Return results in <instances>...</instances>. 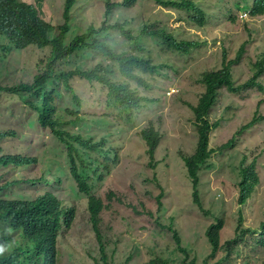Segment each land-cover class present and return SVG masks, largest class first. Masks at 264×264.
Masks as SVG:
<instances>
[{
  "label": "rangeland",
  "instance_id": "obj_1",
  "mask_svg": "<svg viewBox=\"0 0 264 264\" xmlns=\"http://www.w3.org/2000/svg\"><path fill=\"white\" fill-rule=\"evenodd\" d=\"M24 1L36 4L54 25L65 23L66 0ZM107 1H77L67 43L91 25L100 28L104 22L128 21L135 42L116 31L99 32L96 37L117 51L144 56L157 66L156 74L143 76L148 86L138 87L139 94L149 103L138 109L121 108L110 99L106 88L79 77L71 80L73 90L56 79V103L60 111L75 113L68 114V120L80 119L76 125H67L68 132L95 142L106 140L107 150L113 151L107 165L102 163L108 157L104 153L88 156L80 150L83 161L78 160L92 195L106 206L99 229L109 264H149L155 257L182 264L183 255L170 258L176 247L175 234L191 259L203 263L212 251L206 232L219 220L225 222L221 234L224 249L218 259L221 264H264V245L260 243L264 238L258 234L264 223V121L238 134L258 110L259 116L264 117V76L258 80L263 90L249 89L237 95L225 89L219 92L210 117L212 123L220 124L211 135V147L217 153L209 163L211 167L201 175L205 213L194 204L192 184L182 158L197 149L191 107L197 105L205 91L204 74L222 69L224 54L234 59L244 46L242 63L232 69L235 85L242 86L253 78L254 65L264 60V17L253 18L246 9L254 0H198L207 16L204 28L190 22L188 13L161 7L155 0H138L131 8L117 6L107 17ZM146 26L166 28L177 40L199 42L200 46L189 55L169 51L161 40L141 35ZM50 53V48L12 49L0 37V85L31 83L49 65L55 77L73 69H90L101 62L114 72V80L126 82L112 62L87 47L53 65ZM132 86L137 88L136 83ZM27 101V95H4L0 100V157L13 153L37 158L35 164L25 167L0 166V198L33 201L53 193L65 208L75 210L71 228H64L59 237L60 264H103L91 222L89 197L79 194L71 177L67 149L39 124L38 112ZM150 124L163 138L155 169L139 136ZM95 160L100 162L90 163ZM243 162H254L262 179L246 207L238 203ZM241 225L256 234L248 233L243 241L239 240ZM229 242L234 244L235 252L228 261Z\"/></svg>",
  "mask_w": 264,
  "mask_h": 264
},
{
  "label": "trees",
  "instance_id": "obj_2",
  "mask_svg": "<svg viewBox=\"0 0 264 264\" xmlns=\"http://www.w3.org/2000/svg\"><path fill=\"white\" fill-rule=\"evenodd\" d=\"M78 0H66L64 6L65 23L60 26L54 25L41 13V9L36 5L24 0H0V37H4L10 47L16 50H25L31 47L39 49L50 48L49 61L51 64L68 58L77 50L83 47L91 49L103 59L110 61L118 68L121 77L126 81L119 83L112 78L114 72L103 62L94 65L90 69H73L57 76H52L51 66L48 70L41 71L34 76L31 83H19L16 85H0V100L4 95L29 96L27 104L38 112L39 124L51 131L53 136L67 149V158L70 164V174L75 182L80 195L89 197V210L93 229L97 234L100 243V253L103 264H109L108 254L99 229L101 214L106 209L103 201L92 195V189L87 182L86 172L80 171L79 161H83L80 150L85 155L93 153H104L108 157L102 162L104 165L110 164L112 150H107V141L95 142L86 139L80 134L68 132L67 125H76L80 122L77 117L68 120V114L73 111H60L56 103L57 80H62L69 90H73L71 80L81 78L89 82L99 83L108 90V96L116 106L128 109H138L149 100L142 97L138 92V87H147L148 83L143 76L156 74L157 66L144 56L129 55L114 49L110 43L96 37L99 32L116 31L123 35L130 42H135L136 37L129 27L128 21L115 22L109 24L104 22L100 28L91 25L86 32L77 35L67 43V34L70 31V21L72 10ZM161 7L183 11L190 15V22L200 28H204L207 21L206 12L199 8L198 0H155ZM138 0H122L120 2L107 1L106 16L111 14L113 8L124 6L133 7ZM248 13L253 18L264 17V0H254L251 6L246 7ZM142 36L162 41V44L169 50L176 53L189 55L200 46L199 42L180 41L162 27H145ZM245 55V47L242 46L234 59H229L224 54L222 69L207 72L203 76L202 84L205 91L201 95L197 105L191 107L194 113V127L198 136L196 152L193 155H182L188 179L192 184L194 204L202 213L205 209L201 200L200 186L201 175L204 169L210 168L214 154L217 150L211 147V135L217 130L220 124L212 123L211 114L218 101L219 92L223 89L232 95H237L244 90L259 89L263 87L258 80L264 76V60L254 65L255 74L248 82L242 86H236L232 69L240 65ZM132 83L137 84L135 89ZM75 114V113H74ZM264 121V117L259 116V110L255 117L238 133L251 130L256 125ZM8 133L3 134V136ZM11 136L13 133L10 134ZM139 136L147 146V156L150 159L152 168L155 169V159L157 151L162 143V135L156 130L153 124L143 129ZM227 146L223 147L225 149ZM220 149L219 151H221ZM37 158L28 154L7 153L0 157V166L25 167L35 164ZM99 160L90 162L99 163ZM108 169V168H107ZM241 180L239 183V206L246 207L256 189L262 184L261 175L256 164L243 162L240 169ZM162 197V196H161ZM161 197L159 206H161ZM75 220V210L63 206L62 201L53 193H45L33 201H25L11 198L10 200L0 198V247L4 248L0 254V264H60V253L57 250L59 237L64 228L70 229ZM225 222L219 220L212 224L207 232V239L212 247L211 253L203 263L197 259H191L188 250L182 247L181 240L175 234V251L171 257L183 255L182 264H221L219 259L223 251L222 231ZM238 239L243 241L248 233L256 234L252 230L242 228ZM264 238V223L258 230ZM264 245V240L260 242ZM237 242V246H239ZM234 244H227L228 261L234 254ZM149 264H171L168 259L153 258Z\"/></svg>",
  "mask_w": 264,
  "mask_h": 264
},
{
  "label": "clouds",
  "instance_id": "obj_3",
  "mask_svg": "<svg viewBox=\"0 0 264 264\" xmlns=\"http://www.w3.org/2000/svg\"><path fill=\"white\" fill-rule=\"evenodd\" d=\"M3 252H4V248L0 247V254H3Z\"/></svg>",
  "mask_w": 264,
  "mask_h": 264
}]
</instances>
